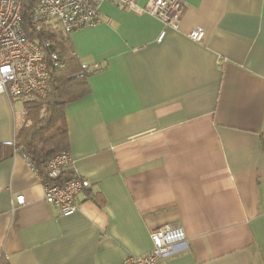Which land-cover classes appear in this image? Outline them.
<instances>
[{
	"label": "crops",
	"instance_id": "crops-1",
	"mask_svg": "<svg viewBox=\"0 0 264 264\" xmlns=\"http://www.w3.org/2000/svg\"><path fill=\"white\" fill-rule=\"evenodd\" d=\"M182 1L161 42L160 20L110 2L70 37L101 68L67 110L78 210L45 201L24 154L0 161V264H126L165 225L187 237L168 264H264V0ZM23 111L0 94V158Z\"/></svg>",
	"mask_w": 264,
	"mask_h": 264
},
{
	"label": "built area",
	"instance_id": "built-area-1",
	"mask_svg": "<svg viewBox=\"0 0 264 264\" xmlns=\"http://www.w3.org/2000/svg\"><path fill=\"white\" fill-rule=\"evenodd\" d=\"M104 2L160 20L165 27L158 37L160 42L166 29L178 30L185 8L182 0H147L144 6L139 5L140 0H0V94L17 98L44 97L49 85L48 67L50 62L58 61V54L53 50L54 40L31 38L25 30V22L31 32L43 25L52 33L71 37L74 32L99 23V6ZM188 37L202 42L204 30L196 28ZM95 69L101 70L100 65L95 64ZM24 159L28 161L29 157L24 154ZM45 165L47 179L42 180L45 201L56 206L61 216L73 215L78 210L77 196L84 188L81 177L73 172V158L70 153L63 152L50 157ZM24 203V196L16 197L17 205ZM186 238L182 226L159 227L150 234L152 249L140 256L129 255L125 263L168 264L175 248Z\"/></svg>",
	"mask_w": 264,
	"mask_h": 264
},
{
	"label": "trees",
	"instance_id": "trees-1",
	"mask_svg": "<svg viewBox=\"0 0 264 264\" xmlns=\"http://www.w3.org/2000/svg\"><path fill=\"white\" fill-rule=\"evenodd\" d=\"M24 26L31 38L46 37L54 40L55 45L52 47L58 54V61L50 62L48 67L49 85L44 97H21L24 111L17 121L15 141L5 145L9 152L6 151L0 161L16 152L25 154L29 157V164L45 181L46 161L67 152L69 147L68 107L91 94L90 77L100 70H90L80 61L74 54L70 37L52 33L50 28L43 25L35 32L28 29L27 22ZM11 98L15 100L17 97Z\"/></svg>",
	"mask_w": 264,
	"mask_h": 264
},
{
	"label": "rangeland",
	"instance_id": "rangeland-1",
	"mask_svg": "<svg viewBox=\"0 0 264 264\" xmlns=\"http://www.w3.org/2000/svg\"><path fill=\"white\" fill-rule=\"evenodd\" d=\"M15 100H16V103H17V104H20V103L23 104V100H22V98H19V97H18V98H15ZM18 106H19V105H18Z\"/></svg>",
	"mask_w": 264,
	"mask_h": 264
}]
</instances>
